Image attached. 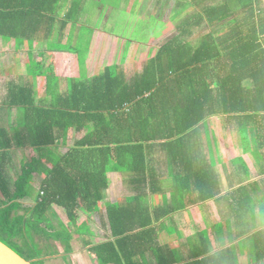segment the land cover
I'll return each mask as SVG.
<instances>
[{"label": "trees", "instance_id": "obj_1", "mask_svg": "<svg viewBox=\"0 0 264 264\" xmlns=\"http://www.w3.org/2000/svg\"><path fill=\"white\" fill-rule=\"evenodd\" d=\"M176 1L179 14L194 5L190 10L197 9L203 15L185 16L181 33L162 46L157 67L144 70L136 80H141L139 91L123 99L117 108L112 105L108 109L105 102H101L102 98L99 101L106 88L98 81L73 83L71 93L52 109L24 104L31 107L26 110L29 117L25 129L32 132V136L35 132L31 144L38 148L40 158L30 160L21 168L13 190L7 188V181L0 174V188L5 196L0 200V241L26 260L44 257L36 249L38 239L45 240L46 246L49 243L51 246V240L67 242L70 253L73 250L71 239L76 233L86 247L92 246L90 229L80 226L75 232L63 226L60 231H51L49 214L54 206H59L71 226H77L81 208L89 213H102L101 206L110 184L108 174L118 171L136 175L133 182L137 183L139 193L107 208L108 224L117 240L90 248L99 264H143L139 258L148 253L154 256L156 264H221L223 257L227 264L237 261L230 247L224 248L219 256L211 254L212 243H226L219 240L223 238L222 231H219L221 237L212 235V238L204 232L200 241L191 240L180 249L158 243L157 237L166 228L165 222L160 230L134 233L171 212V207L165 210L161 204L167 193L163 196L161 190H156L152 178L149 157L154 148L160 147L158 151L162 154L163 149L171 156L175 154L174 160L183 164L188 143L195 141L199 128L210 115L221 113L232 121L245 154H252L256 163L260 162V176H264V153L259 151L264 147V0ZM55 9L50 0H0V36L11 39L19 28L28 29L34 24L22 20L55 15ZM225 21L235 25L222 37L210 30L198 42L190 40L194 28L210 29ZM145 81L149 83L142 85ZM246 82L252 86H245ZM148 94L150 98L145 100ZM136 101L140 105L154 102V109L159 106L161 111L149 119L126 120L132 127L127 131L129 138L122 139L124 136L116 123L125 122L122 116L126 108ZM107 111L113 112L111 116L105 114ZM71 129L81 133L86 129L85 138L77 142L76 153L56 156L48 147L56 145ZM12 145L8 133L0 131V161L7 159L5 154ZM46 163L52 164L48 167ZM242 163L249 174L248 165ZM180 169L182 175L176 171L172 184L179 199L184 200L193 193L201 194L195 198L198 202L213 199L216 191L211 186L212 177L207 168H199L197 172L193 165ZM40 173L44 195H39L34 207H24L21 201L31 195L33 177ZM148 184L155 196L153 207L146 200V193H142ZM263 187L264 181L251 183V193L254 192L256 198H235L232 202L235 221L243 217L249 220L245 221L248 228H242L237 236L229 232V239L234 242L236 237L248 235L249 264H264ZM245 191L240 189V192ZM45 223L46 227L42 226ZM21 239L33 249L32 253L19 250L16 241Z\"/></svg>", "mask_w": 264, "mask_h": 264}, {"label": "crops", "instance_id": "obj_2", "mask_svg": "<svg viewBox=\"0 0 264 264\" xmlns=\"http://www.w3.org/2000/svg\"><path fill=\"white\" fill-rule=\"evenodd\" d=\"M95 1L103 2L105 0H50V5L56 8L55 15H46V17L33 16L32 18L22 20V22L33 21L34 24L28 29L19 28L11 39H4L0 36V131L7 132L13 141V145L7 150L8 153L5 154V158L7 159L0 161V174L7 181V188L9 190H13L21 168L27 162H30V160L40 158L38 148L31 144L35 132H33L34 136H32L30 134L32 132L25 129V124L29 117V113L26 110L31 108L29 104L25 106V103L33 104L36 108L52 109L60 103L62 98H65L71 93L73 83L78 84L84 82L91 84L94 81H98L103 83L106 88L104 94L99 98V101L102 98L101 102L104 101L108 109L112 105L117 108L118 103H121L123 99L139 91L141 80L137 82L136 80L143 74L147 67H157L158 58L161 56L160 51L163 48L162 46L168 41L162 46H159V48L149 47V44L153 41L163 42L165 37L171 35L173 32V38L178 36L181 33V27L185 23V16L203 15L197 9L190 10L194 5L186 8L183 14H179L177 10L179 9V3L176 0H139L136 4L135 0H126L121 7L126 9L125 13L128 17L135 19L136 26L134 27H137L139 24L141 25V30H152L153 32L150 40L139 41V38L135 36H121V30L112 29V22L115 23L118 21V19H115V13L112 12H119V10L109 5L106 8V5L100 6L98 3L95 14L92 15V11L88 10L85 13V10L92 6ZM128 3L131 6L125 8ZM143 3L145 6L150 5L154 11L156 8L161 10L164 17L168 19L162 21L153 16L144 17L145 15H138L137 12L142 8ZM132 7L134 11L131 10ZM225 22L228 24L226 28L233 29L234 26L231 25L235 24L229 23V21ZM216 24L219 25L222 23ZM70 25H72V28H69ZM77 26L83 34L81 35L80 41L74 38ZM196 29L200 30L199 27ZM196 29H193V34L190 37H193ZM209 30H212L214 35L221 37L227 31L225 28L219 29L217 26H212ZM17 37L20 39H17ZM162 59L164 61L165 58L162 57ZM113 73L115 78H113ZM148 83L149 81H145L142 85ZM149 98L150 94L144 97L145 100ZM12 104H18V106H13ZM129 104L125 114L122 116L125 122L116 123L121 131V135L124 136L122 139L129 138L127 131L132 127V124L126 120L135 118L149 119L158 115L161 111L159 106L154 109V102L140 105L136 101ZM108 113L110 111L105 112V114ZM111 113L109 116H111ZM121 114L122 112L118 117ZM234 131L232 121L229 122V118L221 113L208 116L199 128L198 136L194 139L195 141L188 143L187 151L184 153L183 164L174 160L175 154L171 156L164 149V154H162L158 151L161 150L160 147L154 148L152 155L149 157V163L153 173L152 178L156 184L155 189L161 190L163 196L164 192L167 193L163 197L161 204L165 210L171 207L169 210L171 212L162 217L160 221L153 220V223L149 227H143L134 233L149 229L160 230L158 228L165 222L166 228L157 237V241L159 242L163 239L168 230L179 227L172 237L173 243L166 245L185 248L195 238L192 234L189 240H184L181 238V231H189L192 227H201V224L193 220L188 223L187 219H190L191 216H194V219H196L197 214L202 213L203 208L211 204L217 216H220V211L224 212L227 216L225 223L216 222L215 225L207 229L211 232L212 229L218 228L219 226L222 227V224H225V237L219 240L224 243L226 242V245L221 242L219 244V241H215L217 246H213L214 243H212L211 254H217L219 256L224 253V248L230 247L233 251V257L235 256L237 258L238 254H242V258H245V260L249 258L247 262L250 261L249 243L247 244L248 235L242 236L241 238L238 237L234 242H231L232 240L229 239V232H232L234 236L236 235L237 231L235 228L239 229V231L242 228H248V223L245 221H248L249 218L246 219L243 217L241 221H235L234 214L232 216H229V214L233 212L232 202H234L233 200L235 198H256L255 193H251V183H255L256 181L263 182L264 178L262 177L264 176H258L255 180H248L251 174V166H249L245 158L247 155L239 157V160L245 174L246 170L242 162L248 165L250 169L249 174H246V178H241L236 174L233 142H230L234 137ZM76 132L75 129L67 131L63 139L57 140L56 145H50V147H53L50 150L56 156L58 154L62 156L68 155L71 152L76 153L79 147L77 142L85 138L87 130L84 129L82 133ZM51 164L46 163V166L49 167ZM191 165L195 167L196 172L199 168H207L206 171L212 177L211 186L216 191L213 199L204 203L194 202L193 198H197L196 196H200L201 194L193 193L189 198L193 202V205L190 206L185 199H179V195L177 194L179 205L184 202L183 206L174 209L177 207L175 203L165 208L164 204L167 200L175 196L172 185L175 179L174 173L177 171L180 176L182 175V169L180 168L184 166L189 169ZM108 176L110 184L105 194V200L101 206L102 213H89L83 208H81L83 211H79L78 213V216H91L92 219L89 221L85 220L81 222L78 217V225L71 226L65 211L59 206L53 207L49 214V224L52 225L51 231H60L63 229V226H67L70 231L76 232L81 226L83 229L88 228L93 232L91 239L92 246L88 247L80 241L77 237L78 234L75 233V237L71 239L70 245L73 250L70 253L67 252V242H56V245L61 244L58 245L61 251L60 253L59 251L56 252L60 256L54 257V259L61 261L66 256L68 259L73 256L74 246L78 244L75 242H80L88 250L87 253H89L90 248L93 246L117 240L113 237L108 224L107 208L111 205L118 204L122 200L138 195L139 191L137 183L133 182L136 175L113 171ZM33 179L34 184L30 188L31 195L21 202L24 207H34L36 199L40 197L39 195H44L41 187L37 191V182L38 184H42L43 175L41 173L37 174ZM148 183L150 184V181ZM149 184L148 188H145V191L142 193H146L145 198L147 197L146 200L153 207L155 196ZM166 186H169V188L166 189ZM243 188L246 191L240 192V189ZM3 197H5L4 191L0 188V200ZM32 198L35 199L33 200ZM191 207L193 209L189 211ZM200 207H202V210L198 209ZM182 210L185 211L182 212ZM209 211H211L212 216H215V213L210 207ZM24 213L22 210L21 214ZM189 213L193 214L191 215ZM104 214H106L105 218L103 217ZM185 214L186 216H184ZM175 215L179 217L177 224L167 222V218L170 220ZM94 216H100L101 220L99 222L93 221ZM46 225L45 223L42 226L46 227ZM93 225L96 227L95 229L92 228ZM96 231L106 232V234H100ZM158 234L156 233V235ZM201 238V236L196 237V241H200ZM146 255L150 254L148 253ZM225 258L223 257L222 261L227 263L224 260ZM80 263L83 262L80 261Z\"/></svg>", "mask_w": 264, "mask_h": 264}, {"label": "rangeland", "instance_id": "obj_3", "mask_svg": "<svg viewBox=\"0 0 264 264\" xmlns=\"http://www.w3.org/2000/svg\"><path fill=\"white\" fill-rule=\"evenodd\" d=\"M125 1L126 0H105L103 2H99V1L96 2L95 1L92 6H90L88 9L85 10V13H87V10H88V11H92V15L95 14L96 11H97L96 7L98 6V3L100 4V6L106 5V8H108L107 5H109L112 8L119 10V12H116V11L112 12V13H115V19H118V21H116L115 23L112 22L113 23L112 24V29L121 30L120 31V35L121 36H127V35H129V37H131V36L134 37L135 36V37L139 38V41L150 40L151 37L153 36L152 30L151 31L141 30V27H140L141 25H139V24L137 25V27L139 26L138 28L134 27V26H136L135 19L132 18V17H128V15L125 13L126 9L121 7L124 4ZM138 1L139 0H135V4ZM129 6H131L130 3H128L125 8H129ZM131 10L134 11L133 7L131 8ZM137 14L140 15V16L145 15L144 17L153 16V17H156L157 19L162 20V21H164L165 19L166 20L168 19L167 17H164V14L162 13L161 10H158L156 8L155 11H154L153 8L150 7V5L145 6L144 3H143L142 8H140L139 11L137 12ZM226 23L227 22L217 25V28H219V29L226 28V26H228V24H226ZM69 28H72V25H70ZM76 28H77V31H76V33L74 35V38H77L78 41H80L81 35H83V34H82V31L78 28V26ZM226 29H228V28H226ZM229 30L230 29H228L226 31V33L229 32ZM209 32H210V30L206 26H204L200 30L196 29L194 31L193 37H191L190 40L192 42H198L203 36L207 35ZM173 33H171V35H169V36L167 35L165 37V39L163 40V42H156V41L154 42L153 41L151 44H149L150 45L149 47L159 48V46H162L165 42H167L171 38H173V35H174ZM245 86L251 87L252 85H251V83L246 82ZM76 133H78V132H76ZM230 142H233V152H234V155H235L234 156V164H235V172H236V174L239 177H241V178H246L247 177V175L244 173V171L242 169V166H241V163H240V160H239V157H243L244 155H247V156H245V158H246L249 166H251V174H250V177L248 178V180H251V179L255 180L256 178H258V176H260V171H261L260 162L256 163V160L254 159V156L252 154H249V155L245 154L244 150L242 149L240 136L238 135L237 131H234V137H233V139ZM52 148L53 147H50V146L48 147L49 150L52 149ZM259 151L264 153V147L263 148H259ZM262 178H264V177H262ZM127 185H129V184H127ZM40 187H42V185L40 183L38 184V182H37V191H38V188H40ZM166 187H167L166 189L169 188V186H166ZM145 188H148V185H146ZM190 197H191V194L188 195L187 197H185V201H187L188 205L192 206L193 202H192V199H189ZM193 199H194L193 201H195V198H193ZM195 202H198V201H195ZM175 203L177 204V207H175L174 209L182 207L183 204H184V202H182L183 204L179 205L178 197H177V193L176 192H175V196H173L172 199H168L167 202L164 204V206H165V208H168L169 206L174 205ZM255 206H256V204H255ZM209 207L213 211V208H212L211 204L209 206L204 207L203 210H202V207H200L198 209H201L202 213L197 214L196 219H194V216H191L190 219H187L188 223L193 220L194 222L201 224V227H192L189 231H181V235H182L181 238L182 239H184V240L188 239L189 240V238H191L192 234H193V237L195 238V240H196V237H198V236H201L203 238L204 232H206L208 234L209 238H212V235L214 237H221L219 235V231H222V235H223V238H224V236H225V224H222V227L219 226L218 228L212 229V234L207 229H209L210 226L215 225L216 222L217 223L218 222H223V223L226 222L227 216L222 211H220V216H217L216 212L213 211L215 213V216H212L211 211H209ZM192 209L193 208L191 207L189 209V211H192ZM79 211H83V209H80ZM183 211H185V210H182V212ZM189 211H186V212H189ZM189 214H191V213H189ZM256 214L258 216V210H256ZM232 215L233 214L231 212L229 214V216H232ZM105 216H106V214L103 215L104 218H105ZM184 216H186V214ZM79 218H80L81 222H83L85 220L89 221L90 219H92L91 216H85V215L84 216L83 215H79ZM178 219H179V217H177L175 215L170 220H169V218H167V222L176 223L177 224V220ZM100 220H101L100 216L99 217L98 216H94L93 221L99 222ZM257 223H259V220L257 221ZM92 228L95 229L96 227L93 225ZM178 229H179V227L172 228V229L168 230L167 233L164 235L163 239H161L158 243L160 245H162V246H164L166 244H169V243H173L172 237H173V235L175 234V232ZM235 230L237 232H239V229L235 228ZM96 232H98L100 234H106V232L104 233L102 231L101 232L96 231ZM108 233H110V232H108ZM238 234L239 233H236L235 236H237ZM194 235H196V236H194ZM106 237H107V235H106ZM244 238L246 239V237H244ZM236 239H238V237H236ZM37 241L35 240V244L37 246L36 249L38 250V252L40 254H43L45 258L41 257V258L37 259V261L34 264H71V262H73V264H99L96 255H94L92 252L87 253L88 250L85 249L84 246L80 242H75V243H78V244H76L74 246V251L72 252L74 254L73 256H71L69 259L66 258L67 257L66 256L64 259H62L60 261V260L54 259V257L60 256L56 252L59 251V253H60L61 249H59L60 246H58V245H61V244H57L56 245V241L51 240V246H50V243H49V245L46 246V244H45L46 241L45 240L38 239ZM16 242L18 244L19 250H21L22 252H25V253H32L33 252V249L31 247H29L28 245H26L24 239L17 240ZM185 242H187V241H185ZM247 244H248V242H247ZM213 246H217V244L214 242ZM171 247L172 248H176V249L180 248V247H176V246H171ZM62 249L65 250L64 247H62ZM54 255H56V256H54ZM242 257H243L242 254H238V257L236 258L237 261L235 262V264H249V263H247L249 258L245 260V258H242ZM80 261H82L83 263H80ZM139 261L141 263H143V264H156V259L152 255H146L144 258H139ZM221 264H227V263H224L221 260Z\"/></svg>", "mask_w": 264, "mask_h": 264}, {"label": "water", "instance_id": "obj_4", "mask_svg": "<svg viewBox=\"0 0 264 264\" xmlns=\"http://www.w3.org/2000/svg\"><path fill=\"white\" fill-rule=\"evenodd\" d=\"M0 264H34L0 241Z\"/></svg>", "mask_w": 264, "mask_h": 264}, {"label": "bare ground", "instance_id": "obj_5", "mask_svg": "<svg viewBox=\"0 0 264 264\" xmlns=\"http://www.w3.org/2000/svg\"><path fill=\"white\" fill-rule=\"evenodd\" d=\"M16 252V251H15ZM17 253V252H16ZM21 256V255H20ZM24 258V257H23ZM28 261H31V260H28ZM32 261H34V263L37 261V259H34V260H32Z\"/></svg>", "mask_w": 264, "mask_h": 264}]
</instances>
